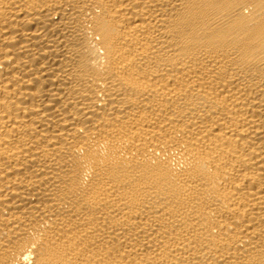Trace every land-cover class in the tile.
Masks as SVG:
<instances>
[{
	"label": "bare ground",
	"instance_id": "6f19581e",
	"mask_svg": "<svg viewBox=\"0 0 264 264\" xmlns=\"http://www.w3.org/2000/svg\"><path fill=\"white\" fill-rule=\"evenodd\" d=\"M0 264H264V0H0Z\"/></svg>",
	"mask_w": 264,
	"mask_h": 264
}]
</instances>
